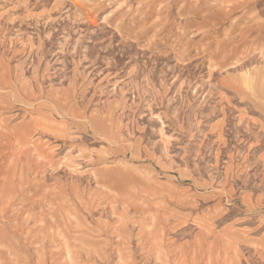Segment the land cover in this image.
I'll return each mask as SVG.
<instances>
[{"label": "rangeland", "instance_id": "rangeland-1", "mask_svg": "<svg viewBox=\"0 0 264 264\" xmlns=\"http://www.w3.org/2000/svg\"><path fill=\"white\" fill-rule=\"evenodd\" d=\"M216 1L0 0V264H176L182 189L264 230V24Z\"/></svg>", "mask_w": 264, "mask_h": 264}, {"label": "crops", "instance_id": "crops-1", "mask_svg": "<svg viewBox=\"0 0 264 264\" xmlns=\"http://www.w3.org/2000/svg\"><path fill=\"white\" fill-rule=\"evenodd\" d=\"M217 1L223 28L236 38L253 36L264 24V0ZM175 196L164 205L162 225L164 250L175 251L169 256L176 264H253V252L264 253V230L252 233L249 211L229 193L182 189Z\"/></svg>", "mask_w": 264, "mask_h": 264}]
</instances>
